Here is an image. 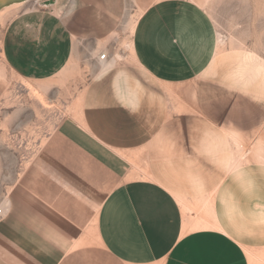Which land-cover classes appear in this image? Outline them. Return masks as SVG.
<instances>
[{"label":"crops","instance_id":"obj_1","mask_svg":"<svg viewBox=\"0 0 264 264\" xmlns=\"http://www.w3.org/2000/svg\"><path fill=\"white\" fill-rule=\"evenodd\" d=\"M78 1L2 35L30 83L66 70L77 38L107 58L5 197L0 264H264V61L218 52L192 1L151 5L126 39L117 3Z\"/></svg>","mask_w":264,"mask_h":264},{"label":"rangeland","instance_id":"obj_2","mask_svg":"<svg viewBox=\"0 0 264 264\" xmlns=\"http://www.w3.org/2000/svg\"><path fill=\"white\" fill-rule=\"evenodd\" d=\"M44 1L47 0H0V208L11 186L33 164L36 155L44 151L57 125L67 115L70 103L81 97L98 71L93 53L96 52L98 57L106 53L105 49L98 48L100 41L93 38L83 44L77 38L72 63L55 80L30 83L18 77L2 57V35L15 15L38 8ZM58 1L61 4L57 9L63 16L69 15L72 9L83 10L82 1ZM103 1L105 4L102 3L101 8L107 12L117 3L126 39L143 12L162 0ZM187 1L198 4L210 17L218 52L244 53L264 61V0ZM93 46L95 50H92Z\"/></svg>","mask_w":264,"mask_h":264},{"label":"water","instance_id":"obj_3","mask_svg":"<svg viewBox=\"0 0 264 264\" xmlns=\"http://www.w3.org/2000/svg\"><path fill=\"white\" fill-rule=\"evenodd\" d=\"M26 0H9V2H22ZM57 0H47L39 3V6L42 8H50L56 5Z\"/></svg>","mask_w":264,"mask_h":264},{"label":"built area","instance_id":"obj_4","mask_svg":"<svg viewBox=\"0 0 264 264\" xmlns=\"http://www.w3.org/2000/svg\"><path fill=\"white\" fill-rule=\"evenodd\" d=\"M99 58L100 60H105L107 58V53H102ZM3 215H4L3 208H0V218L3 217Z\"/></svg>","mask_w":264,"mask_h":264},{"label":"bare ground","instance_id":"obj_5","mask_svg":"<svg viewBox=\"0 0 264 264\" xmlns=\"http://www.w3.org/2000/svg\"><path fill=\"white\" fill-rule=\"evenodd\" d=\"M29 6V5H28ZM15 9H17V8H15ZM16 11V10H15ZM11 14H12V12H11ZM129 17V16H128ZM125 22V21H124ZM102 63V62H101ZM103 64V63H102ZM240 162V161H239ZM238 163V162H237ZM236 166H238V165H236ZM234 167H235V165H234ZM4 209V208H3ZM5 211V210H4Z\"/></svg>","mask_w":264,"mask_h":264}]
</instances>
